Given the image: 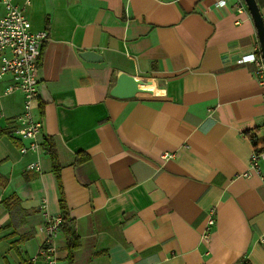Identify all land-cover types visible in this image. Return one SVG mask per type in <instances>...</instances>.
<instances>
[{
	"label": "crops",
	"instance_id": "obj_1",
	"mask_svg": "<svg viewBox=\"0 0 264 264\" xmlns=\"http://www.w3.org/2000/svg\"><path fill=\"white\" fill-rule=\"evenodd\" d=\"M220 1L32 0L33 31L49 33L34 107L41 148L20 151L29 142L15 132L24 97L5 95L7 75L0 80V264H30L46 214L61 216L42 147L48 139L81 241L74 264H264V163L245 175L254 150L264 148V87L255 63L241 61L261 52L260 43L246 2ZM256 1L264 18V0ZM85 51L103 60L88 62ZM120 73L151 79L138 87L152 95L113 97ZM31 163L41 171H29ZM12 195L28 212L21 226L20 218L10 225L2 205ZM55 246L57 264H69L61 231Z\"/></svg>",
	"mask_w": 264,
	"mask_h": 264
},
{
	"label": "built area",
	"instance_id": "obj_2",
	"mask_svg": "<svg viewBox=\"0 0 264 264\" xmlns=\"http://www.w3.org/2000/svg\"><path fill=\"white\" fill-rule=\"evenodd\" d=\"M23 6L18 5L14 0H1L4 7V15L0 18V80L10 75L13 78L4 93L11 95L21 92L24 97V110L18 117L19 127L16 134L28 140L27 145L20 148L21 153L38 152L41 148L39 137L42 132V120L34 118L35 101L38 96V74L42 48L49 39L47 31L35 32L32 24L27 17V8L30 7L32 0H23ZM226 1H220L223 6ZM244 63H255L254 74L258 83L264 87V60L258 50L244 55L241 59ZM0 113V120L4 118ZM164 159L172 158L173 154L165 153ZM264 163V149L254 150L251 156V168L245 175L249 176L253 172H260L259 163ZM29 171H41L39 163H31L27 166ZM42 209L47 210V201L42 203ZM43 226L45 232L44 241L41 243L40 250L29 260L30 264H57L55 239L60 231L63 222L62 216L51 217L47 215ZM214 210L210 211L208 226L215 225ZM211 233L203 235L205 242L211 241Z\"/></svg>",
	"mask_w": 264,
	"mask_h": 264
},
{
	"label": "trees",
	"instance_id": "obj_3",
	"mask_svg": "<svg viewBox=\"0 0 264 264\" xmlns=\"http://www.w3.org/2000/svg\"><path fill=\"white\" fill-rule=\"evenodd\" d=\"M44 48V46H43ZM42 48V51H43ZM261 54V52H260ZM5 132H0V136L4 134ZM249 133H247L248 135ZM251 141L255 147H257V143L255 142L254 138L251 137ZM42 147L49 153L51 162H52V169L53 172L56 176V180L58 182V186L60 189V208H61V216L63 218V222L60 226V231L65 235L66 241H67V248H68V261L69 264H74V253L76 250H78L81 246V241L76 232L73 230L72 225H73V220L70 216L67 202L64 196L62 184H61V177H60V163H59V157L56 151L55 143L53 142L52 139L46 140L43 144ZM264 149V148H263ZM258 150V149H256ZM1 175H0V180H1ZM3 207L6 209V211L10 214V217L12 219V222H10V225H17V219L20 218L22 221L23 216H27V211L23 208L21 199L17 195H12L2 201ZM24 224V220L20 223L19 226ZM16 226V227H19ZM3 238L0 237V241Z\"/></svg>",
	"mask_w": 264,
	"mask_h": 264
},
{
	"label": "water",
	"instance_id": "obj_4",
	"mask_svg": "<svg viewBox=\"0 0 264 264\" xmlns=\"http://www.w3.org/2000/svg\"><path fill=\"white\" fill-rule=\"evenodd\" d=\"M253 18L261 50V57L264 60V18L260 11L259 5L256 0H244ZM81 57L88 62H101L103 57L95 51H85L81 53ZM152 80L138 79L133 75L127 73H120L115 87L111 90L110 94L113 97L120 99H131L138 96H151L152 91L148 89L139 88V85L151 83Z\"/></svg>",
	"mask_w": 264,
	"mask_h": 264
}]
</instances>
